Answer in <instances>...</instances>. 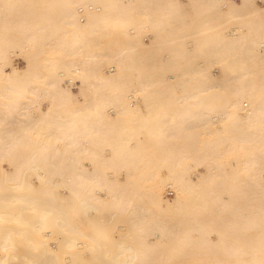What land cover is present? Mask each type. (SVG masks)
<instances>
[{
    "label": "bare ground",
    "instance_id": "obj_1",
    "mask_svg": "<svg viewBox=\"0 0 264 264\" xmlns=\"http://www.w3.org/2000/svg\"><path fill=\"white\" fill-rule=\"evenodd\" d=\"M260 2L0 0V264H264Z\"/></svg>",
    "mask_w": 264,
    "mask_h": 264
},
{
    "label": "rangeland",
    "instance_id": "obj_2",
    "mask_svg": "<svg viewBox=\"0 0 264 264\" xmlns=\"http://www.w3.org/2000/svg\"><path fill=\"white\" fill-rule=\"evenodd\" d=\"M236 1L239 2L240 0H236ZM260 1H261V0H259V3H262V2H260ZM146 41H148V40H146ZM16 62H17L19 65H21V66H23V65L25 64V60H24L23 58H19V59L17 58V59H16ZM215 72H217V71L215 70ZM174 192H175V191H174L173 189L171 190V189L168 188L166 194H167V196H169V197H173V196H174ZM83 243H84V242L82 241V243H81L82 245H81L80 247L84 246ZM84 244H85V243H84ZM20 245H21V244H20ZM22 246H23V245H22ZM22 246H21V248H22V250H23V247H22ZM18 247H19V246H18ZM19 248H20V247H19ZM21 248H20V249H21ZM82 248H83V247H82ZM20 249H19V250H20ZM1 253H3V252H0V254H1Z\"/></svg>",
    "mask_w": 264,
    "mask_h": 264
}]
</instances>
